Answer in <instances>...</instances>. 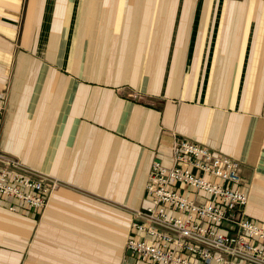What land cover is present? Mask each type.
<instances>
[{"label": "crops", "instance_id": "crops-1", "mask_svg": "<svg viewBox=\"0 0 264 264\" xmlns=\"http://www.w3.org/2000/svg\"><path fill=\"white\" fill-rule=\"evenodd\" d=\"M263 5L0 0V150L62 181L43 209L0 195V264H152L126 247L131 211L175 135L239 162L264 226Z\"/></svg>", "mask_w": 264, "mask_h": 264}, {"label": "built area", "instance_id": "built-area-1", "mask_svg": "<svg viewBox=\"0 0 264 264\" xmlns=\"http://www.w3.org/2000/svg\"><path fill=\"white\" fill-rule=\"evenodd\" d=\"M7 102L1 95L0 130ZM171 153L172 165L151 164V204L132 211L127 249L152 264H264V226L248 217L239 162L178 135ZM61 184L0 150V195L15 200L11 209H43Z\"/></svg>", "mask_w": 264, "mask_h": 264}, {"label": "rangeland", "instance_id": "rangeland-1", "mask_svg": "<svg viewBox=\"0 0 264 264\" xmlns=\"http://www.w3.org/2000/svg\"><path fill=\"white\" fill-rule=\"evenodd\" d=\"M24 9H25V4H24ZM263 12H264V5H263ZM24 15H25V10H23V11L21 10V12L19 13L18 20H17V22H18L19 25H22V20H23ZM10 84H11V80L10 79H6L5 82H4V85L5 86H4L3 92H2V95H6L8 97V101H9ZM120 88H121V86L118 87V89H120ZM136 93H138L136 89H133L131 87H126V90L124 91L123 94L126 95V96H128V97H132V98L138 99V96L136 95ZM140 94L142 96H144V94L142 92ZM143 99H145V96L141 100H143ZM133 210L134 209H132V211Z\"/></svg>", "mask_w": 264, "mask_h": 264}]
</instances>
